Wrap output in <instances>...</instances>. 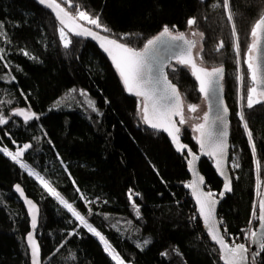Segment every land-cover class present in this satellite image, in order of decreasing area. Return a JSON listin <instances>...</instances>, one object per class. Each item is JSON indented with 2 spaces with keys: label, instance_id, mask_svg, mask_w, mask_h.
I'll return each mask as SVG.
<instances>
[{
  "label": "trees",
  "instance_id": "1",
  "mask_svg": "<svg viewBox=\"0 0 264 264\" xmlns=\"http://www.w3.org/2000/svg\"><path fill=\"white\" fill-rule=\"evenodd\" d=\"M230 2L240 36L239 68L247 86L251 82L244 58L251 42L250 29L264 13V0ZM214 4L221 6L214 8ZM71 5L69 8L62 3L72 14L79 6L92 16L98 15L111 32L93 29L136 49L165 25H175L174 33L182 32L188 27L187 20L196 18L194 28L204 34L203 64L225 68L222 83L230 111L232 193L221 202L219 220L223 232L227 229L224 235L229 243L234 240L246 244L249 225L253 230L256 224L252 213L259 197L257 185L261 187L264 182V103L248 108L246 98L241 99L246 96V88L242 89L236 78L231 23L222 0H71ZM0 23L7 34L0 37L5 57L0 61V114L30 109L39 116L25 123L11 115L8 123L0 126V146L14 150L13 141L31 144L25 162L72 203L126 263L222 264L186 186V153L178 154L163 133L143 122L138 112L140 99L127 94L109 60L91 42L69 34L72 43L65 49L59 23L32 0H0ZM220 41L224 47L216 51ZM24 51L36 59L25 56ZM171 65L176 71L168 67V78L178 87L184 102L200 103L202 98L190 70ZM81 91L87 95L81 96ZM61 99V106H57ZM85 99L93 101L97 111L85 104ZM244 122L253 131L255 155ZM180 129L181 141L197 152L195 134L184 126ZM234 163L239 167H233ZM200 171L210 191L217 195L222 182L212 161L202 158ZM15 184L21 185L40 208L36 238L42 264H115L93 235L3 153L0 264H30L25 245L29 219L13 192ZM130 189L139 194L133 197L139 206V218L129 201ZM145 239L151 242L142 249L137 247ZM163 252L168 255L162 256Z\"/></svg>",
  "mask_w": 264,
  "mask_h": 264
},
{
  "label": "snow or ice",
  "instance_id": "2",
  "mask_svg": "<svg viewBox=\"0 0 264 264\" xmlns=\"http://www.w3.org/2000/svg\"><path fill=\"white\" fill-rule=\"evenodd\" d=\"M38 3L54 13L60 25L59 37L65 49L69 48L72 43L68 33L81 37H91L99 41L100 47L112 59L125 91L141 98L138 105V112L141 114L143 122L148 124L152 129L167 132L176 145L177 151L183 152L187 146L180 142L181 129L178 125L187 123L184 111L185 106L179 89L168 79L165 72L166 66L171 68L173 72L176 71V68L167 64L164 60L156 61L151 54L156 52L157 44L164 37L169 38V40L173 42H180L175 45L176 51L173 52L169 59L175 60L177 65L191 70V75L198 81L199 91L204 95L205 99H209L213 93L222 91L220 82L224 77L223 67H212L209 69L203 66L202 46L198 51L194 52V49H197L198 42L194 39L186 38L184 32L174 33L173 30L175 29V25L171 28L165 25L158 36L148 40L142 50H137L126 43L120 42L118 39L101 36L98 32L93 31L92 28L85 27V24H87L94 26L96 29H100L102 32H111L109 28L101 24L98 15L92 16L79 6L76 8L75 14H72L68 8L62 6V3H64L70 8L72 6L71 0H38ZM220 6V4L213 5L214 8ZM222 6L227 13V20L231 23V36L234 40L233 47L238 65V75L236 78L238 82H240L241 88H246V96L242 95L241 99L246 98V106L248 108H253L254 105L264 103V14L258 15L255 23L250 29L251 42L247 46L244 63L247 65V75L251 83L246 86L245 75L243 74V70L239 68L240 36L237 32L236 24L233 22L234 15L230 0H222ZM196 24L197 20L195 17L187 20L189 29L193 28ZM65 29H67V32ZM6 35V32L3 31V24L0 23V37H6ZM191 35L193 37L199 36L201 40L204 37V34L198 31H192ZM124 38L125 37H121L120 39ZM223 47L224 42L220 41L216 51H219ZM3 51L4 50L0 48V61H4L5 59ZM23 54L29 56L30 59H36L35 57H31L27 51H24ZM4 66L7 68L8 64L5 63ZM11 79L14 80L15 77H11ZM75 91V89L72 90V92ZM80 95L86 96L87 94L81 91ZM87 103L93 111H97L93 101L89 100ZM220 103L223 104V101L220 100ZM187 111L189 113H196L198 108L194 104H189L187 105ZM227 111V107H223L222 112L218 113L215 121H213L214 124L223 126L217 132L214 133L209 128V117L207 113L202 117L203 123L195 125L193 129L199 134L197 142L201 150L204 151L206 155L215 159L217 171L225 178L224 191L219 193L221 197H223L225 192L232 190L231 180L228 178L225 169L228 135V125L225 120ZM13 115L23 117L25 123L33 119H39V116L30 109H16ZM174 117H179L178 121L175 120ZM240 119L241 121L245 120L243 112L240 113ZM7 123L8 118L0 114V126ZM243 127L251 145V151L253 155H255L256 144L253 131L249 129L247 122H244ZM13 144H15V141H13ZM31 147L32 145L29 143L18 146L15 151H11L7 147H0V153H3L18 164L29 176H34L49 194L55 196L60 204L79 221L81 226L87 228L90 233L99 239L104 247V251L112 258L115 264H125L124 259L116 252L115 248L112 247L105 236L89 224L85 216L77 211L72 203L65 200L47 180L29 167L28 164L23 162L22 157L24 153ZM187 155L190 157L187 161L188 166L190 170L193 171L196 179L186 186L192 189V194L196 197V202L199 206V215L207 228L209 238L218 246L220 259L223 261V264H258V260L260 264H264V260H261V257L264 256V199H261L259 202L258 215L256 206H254L252 213L253 217L259 220L260 231L249 230L245 236V239L251 238L252 242L256 245V249L252 250L244 243H236L234 240L231 244L226 242L225 236L221 234L218 221L215 217V205L217 203L215 194L210 191L205 193L200 190V185L204 183V180L202 176L195 173V161L199 159V156L194 154L191 149H187ZM233 167L238 168L239 164L234 163ZM259 171L260 161H257V172ZM259 187L260 185L258 184L257 188L259 189ZM16 191L21 197H24V192L19 185H16ZM77 191H79V189H77ZM138 195V193H134L131 189L129 190V201L131 202V206L135 209L137 218L140 217V210L133 197ZM258 195H260L259 192ZM25 203L28 205V211L31 216V228L33 229L26 237L30 249L31 264H41L40 246L34 236V230L37 228L38 223L39 210L36 205L27 198H25ZM219 223H222V221ZM224 232H227L226 228ZM150 242L149 239H145L143 244H137V247L142 249ZM174 251L179 254L178 249ZM161 255L167 256L168 253L163 252Z\"/></svg>",
  "mask_w": 264,
  "mask_h": 264
},
{
  "label": "water",
  "instance_id": "3",
  "mask_svg": "<svg viewBox=\"0 0 264 264\" xmlns=\"http://www.w3.org/2000/svg\"><path fill=\"white\" fill-rule=\"evenodd\" d=\"M32 1H33L35 4H37L39 7H42L43 9H45L46 11H48V12L54 17V19L56 20L54 13H53L50 9H48V8H46L45 6L39 4V3H38V0H32ZM201 1L204 2L205 0H201ZM263 14H264V13H263ZM56 21H57V20H56ZM57 22H58V21H57ZM58 23H59V22H58ZM81 23H82V22H81ZM85 27H89V26L85 25ZM89 28H91V27H89ZM92 30L95 31V32H98L97 30H95V29H93V28H92ZM65 31L67 32V29H65ZM98 33H99L101 36H105V35L101 34L100 32H98ZM160 33H161V31H160L158 34H156L155 36H153L151 39L155 38V37L158 36ZM68 34L71 35L72 37L77 38V39H80V40H86V41L91 42V43H92V44H93V45H94V46H95V47H96V48H97V49H98V50H99V51H100V52H101V53H102V54H103L108 60H109V62H110L111 65L113 66V68L116 70V68H115V66H114V64H113V62H112V59H111V58L108 56V54H107L106 52H104V50L100 47V43H99L98 40H94V39H92L91 37H81V36H76V35H73L72 33H68ZM106 37H108V36H106ZM109 38H110V37H109ZM149 40H150V39H149ZM146 43H147V42H146ZM146 43H145V44H146ZM179 43H180V42H173V41L169 40V38L164 37V38H162V40L157 44V46H156V49H157L156 52L152 53L151 55L154 57V59H155L156 61L164 60V61H166L167 64H170V65H171L172 63H176L175 60H170L169 57L173 54V52L176 51L175 45H177V44H179ZM145 44H144V45H145ZM144 45H143V47H144ZM143 47H142L141 49H137V50H142ZM203 66H205V65H203ZM205 67H207V66H205ZM218 67H220V66H218ZM222 67H223V66H222ZM208 68L211 69L210 67H208ZM188 69H189V68H188ZM223 69H224V76H225V68L223 67ZM189 70H190V69H189ZM116 72H117V70H116ZM165 72H166V74H167V76H168V67H167V66L165 67ZM117 73H118V72H117ZM190 73H191V70H190ZM118 75H119V74H118ZM193 78H194V80H195V82H196L197 90H198L199 94L201 95L202 101H203L204 104H205V111H204V113L201 115V120H200L199 123H203V119H202V117L204 116L205 113H207V114H208V117H209V128L215 133V132H217L220 128H222L223 126H222V125H219V124H214L213 121H215L217 114L220 113V112H222L223 107H225V106L227 107L226 99H225V92H224L223 83H222L223 80L220 82L221 85H222V91L217 92V93H213V94L210 96L209 99H205L204 95L199 91V83H198V81L195 79L194 76H193ZM223 78H224V77H223ZM168 79H169V78H168ZM169 80H170V79H169ZM170 81H171V80H170ZM173 84H174V83H173ZM174 85H175V84H174ZM176 87H177V86H176ZM177 88H178V87H177ZM179 92H180V91H179ZM127 94H129V93H127ZM180 94H181V92H180ZM129 95H131V94H129ZM131 96L136 97L135 95H131ZM181 96H182V94H181ZM137 98H138V97H137ZM139 99H141V98H139ZM182 99H183V97H182ZM220 100L223 101V104L220 103ZM183 104H184V100H183ZM227 109H228V107H227ZM14 112H15V110L13 111V113H14ZM14 116H15V115H14ZM16 117H19V118H21L22 120H24L23 117H21V116H16ZM178 118H179V117H174L175 120H177ZM225 120H226L227 125H228V127H227V133H228V135H227V151H226V154H225V169H226V174H227L228 178L231 180V189H232V178H231V173H230V170H229V158H230V147H231V143H230V141H231V138H230V111H229V109H228L227 114H226V116H225ZM199 123H198V124H199ZM145 124H146V123H145ZM146 125H147L148 127H150L148 124H146ZM178 126L180 127V125H178ZM150 128H151V127H150ZM151 129H152V128H151ZM153 130H155V129H153ZM155 131H156V132H159V133H163V134L168 138V140L170 141V143H171V145L173 146L174 150H175L178 154L184 156V153H186V155H185V160H186V165H187V173H188V175H189V182H188V183H191L194 179H196V176L194 175L193 171L190 170V168H189V166H188V163H187L188 159L190 158V157H188V155H187V149H190V148H189L186 144H184V143L181 141V138H180V142H181L182 144L186 145L187 148H186L183 152L177 151V149H176V145L173 143L171 137L168 135L167 132H165V131H163V130H159V131H158V130H155ZM198 135H199V134H198L197 132H195V140H196V144H197V147H198V151L195 152V151H193L192 149H191V150H192V152H193L194 154H196L197 156H199V159L195 161V173L198 174L199 176H202V177H203V180H204V183H203L202 185H200V190L203 191V192H205V193L210 191V188H209V186H208V184H207V181H206L204 175H203V174L201 173V171H200V162H201V159H202V158H208V159H210V160L212 161L213 169H214L216 175L218 176V178H219V179L221 180V182H222V188H221V190H220V192H219V193H221V192L224 191L225 178H224L223 176H221V175L219 174V172L217 171V168H216V161H215V159H214L213 157H210V156L206 155L205 152L201 150V148H200V146H199V144H198V142H197V137H198ZM11 145H12V147L14 148V151H15L16 148H17L18 146H22V145H24V144H23V143H21V144H20V143H15V144L12 143ZM29 149H30V148H29ZM29 149L24 153V156L22 157V159L25 158V155L28 153ZM16 185H19V184H15V185L13 186V192H14L15 196L18 198V200L20 201V203L22 204L23 208H24L25 211H26V214H27L28 219H29V228H30L29 232H31V231H33V229L31 228V216H30V213H29V211H28V205L25 203V198H27L28 200H31V201L36 205V207H37L38 210H39V213H38V223H37V228H38V226H39L40 208H39L38 204H37L32 198H30V197H28V196L26 195V193L24 192V190H23V188L21 187V185H19V186L22 188L23 192H24V197H21L20 194L16 191ZM188 189H189V191H190V196H191V198H192V201H193V203H194V205H195L197 216H198V218H199V220H200V223H201L202 226H203V229H204L205 235H206L208 241L210 242V244L213 245V246L217 249V251H218V246H217L213 241H211V239L209 238V236H208V232H207V228H206V226H205V224H204V222H203V219H202V218L200 217V215H199V206H198V204H197V202H196V197L193 196V194H192V189L189 188V187H188ZM210 192H211V191H210ZM219 193H218L217 195H215V199L217 200V203H216V205H215V217H216V220L218 221V226L220 227L221 234L224 235V232H223V229H222L221 223H219V222H220V220H219V208H220V205H221V202H222L224 196H225L226 194H231V193H232V190L229 191V192H225L224 195H223V197H221V196L219 195ZM259 193H260V195H259L258 200H257V208H256L257 215H258V205H259V202H260L261 199H264V182H263L262 185H261V188H260ZM37 228L34 230V236H35V239H36L37 243L39 244V242H38V240H37V238H36V230H37ZM253 231H260V229H259V220H258L257 218H256V224H255V227H254ZM29 232H28V233H29ZM28 233H27V234H28ZM27 234H26V236H25V245H26L27 250H28V254H29V258H30V264H31L30 249H29L28 244H27V241H26ZM224 236H225V235H224ZM225 240H226V242L229 243V241L227 240L226 237H225ZM230 244H231V243H230ZM245 245H246V246H249L250 249H252V250H255V249H256V245L252 242L251 238H248V242H247ZM39 246H40V245H39ZM218 255H219V259H220V253H219V251H218ZM40 261H41V264H42L41 249H40ZM220 262L223 264V261H222L221 259H220Z\"/></svg>",
  "mask_w": 264,
  "mask_h": 264
},
{
  "label": "rangeland",
  "instance_id": "4",
  "mask_svg": "<svg viewBox=\"0 0 264 264\" xmlns=\"http://www.w3.org/2000/svg\"><path fill=\"white\" fill-rule=\"evenodd\" d=\"M85 25H87V24H85ZM87 26H89V27H92V28H94V26H92V25H87ZM192 31H197L195 28H194V26H193V28H191V29H189L188 27H187V29L186 30H184V31H182V32H184L185 33V35H186V38H188V39H194V40H196L197 42H198V44H197V49H194V52L195 51H198L199 49H200V47L202 46V44H201V38L199 37V36H195V37H193L192 35H191V32ZM204 65V64H203ZM72 97H75V95H73ZM62 99L61 100H59L58 102H57V106H61V103H62ZM89 100L88 99H85V100H83V102L85 103V104H88L87 102H88ZM187 105H189L187 102H184V106H185V108H184V111H185V119H186V121H187V123H185L184 125H180V126H184V127H186V128H188L189 130H191V132L192 133H194L195 134V131L193 130L194 129V126L195 125H197L199 122H200V120H201V115L204 113V111H205V104H204V102L203 101H201L200 103H197V104H194V105H196L197 106V108H198V111L196 112V113H189L188 111H187ZM241 113V112H240ZM240 113H239V116H240ZM3 115V114H2ZM11 115H13V112H11L10 111V114H7V115H4L6 118H9ZM179 119V118H178ZM178 119H177V121H178ZM1 147V146H0ZM3 147V146H2ZM9 150H11V151H14L13 149H9ZM9 158V157H8ZM10 159V158H9ZM11 160V159H10ZM23 160V162L24 163H26L25 162V160L24 159H22ZM12 161V160H11ZM13 162V161H12ZM15 163V162H14ZM16 164V163H15ZM26 164H28V163H26ZM17 166H19L18 164H16ZM29 165V164H28ZM20 167V166H19ZM29 167H31L30 165H29ZM32 168V167H31ZM22 169V168H21ZM33 169V168H32ZM24 172H26L24 169H22ZM34 170V169H33ZM35 171V170H34ZM36 172V171H35ZM27 173V172H26ZM39 174V173H38ZM40 175V174H39ZM41 176V175H40ZM33 179H35L36 180V182L43 188V186L40 184V182L34 177V176H31ZM189 184V183H188ZM259 184V183H258ZM260 185V184H259ZM260 188L261 187H259V189L257 188V190H259L260 191ZM44 189V188H43ZM45 190V189H44ZM46 191V190H45ZM47 193H49L48 191H46ZM51 195V194H50ZM61 195V194H60ZM59 204H60V202L56 199V197L55 196H53V195H51ZM62 196V195H61ZM65 200H67L64 196H62ZM68 201V200H67ZM69 202V201H68ZM70 203V202H69ZM67 212H68V210L62 205V204H60ZM75 208V207H74ZM71 216H72V214L70 213V212H68ZM73 217V216H72ZM74 219H75V217H73ZM76 220V219H75ZM87 220V219H86ZM77 221V220H76ZM88 221V220H87ZM77 223L80 225V223H79V221H77ZM89 223V222H88ZM90 224V223H89ZM81 226V225H80ZM83 227V226H82ZM83 228H85V227H83ZM87 231H88V229L87 228H85ZM89 232V231H88ZM90 233V232H89ZM91 235H93L92 233H90ZM98 241H99V239L95 236V235H93ZM106 238V237H105ZM107 239V238H106ZM99 243L101 244V242L99 241ZM110 243V242H109ZM101 246H102V248L104 249V247H103V245L101 244ZM110 257V256H109ZM111 258V257H110ZM112 259V258H111ZM113 261V260H112ZM114 262V261H113ZM115 263V262H114ZM125 264H130V263H126L125 262Z\"/></svg>",
  "mask_w": 264,
  "mask_h": 264
},
{
  "label": "built area",
  "instance_id": "5",
  "mask_svg": "<svg viewBox=\"0 0 264 264\" xmlns=\"http://www.w3.org/2000/svg\"><path fill=\"white\" fill-rule=\"evenodd\" d=\"M249 226H250V227H249V228H250L249 230H252V229H251V224H250ZM248 232H249V231H248Z\"/></svg>",
  "mask_w": 264,
  "mask_h": 264
}]
</instances>
